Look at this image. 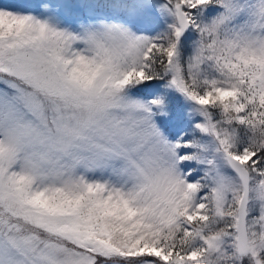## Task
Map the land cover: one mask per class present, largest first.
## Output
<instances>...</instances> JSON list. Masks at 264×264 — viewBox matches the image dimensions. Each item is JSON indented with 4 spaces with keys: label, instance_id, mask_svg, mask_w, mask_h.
I'll return each instance as SVG.
<instances>
[{
    "label": "snow or ice",
    "instance_id": "obj_1",
    "mask_svg": "<svg viewBox=\"0 0 264 264\" xmlns=\"http://www.w3.org/2000/svg\"><path fill=\"white\" fill-rule=\"evenodd\" d=\"M0 264H264V0L0 4Z\"/></svg>",
    "mask_w": 264,
    "mask_h": 264
},
{
    "label": "trees",
    "instance_id": "obj_2",
    "mask_svg": "<svg viewBox=\"0 0 264 264\" xmlns=\"http://www.w3.org/2000/svg\"><path fill=\"white\" fill-rule=\"evenodd\" d=\"M0 4L6 5L9 7L15 6L14 4H12V1H10V0L2 1V2H0Z\"/></svg>",
    "mask_w": 264,
    "mask_h": 264
},
{
    "label": "rangeland",
    "instance_id": "obj_3",
    "mask_svg": "<svg viewBox=\"0 0 264 264\" xmlns=\"http://www.w3.org/2000/svg\"><path fill=\"white\" fill-rule=\"evenodd\" d=\"M2 1H6V0H0V2H2ZM10 1H12V4H14V5H16L18 2V0H10Z\"/></svg>",
    "mask_w": 264,
    "mask_h": 264
}]
</instances>
